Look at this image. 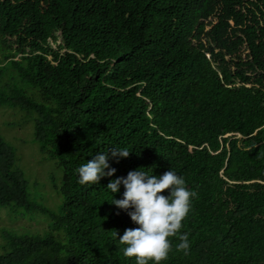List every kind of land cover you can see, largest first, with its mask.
I'll return each instance as SVG.
<instances>
[{
	"label": "trees",
	"instance_id": "obj_1",
	"mask_svg": "<svg viewBox=\"0 0 264 264\" xmlns=\"http://www.w3.org/2000/svg\"><path fill=\"white\" fill-rule=\"evenodd\" d=\"M0 83L62 171L58 209L41 205L0 137V208L50 220L2 231L0 264H136L119 237L139 225L111 203L124 186L107 189L133 170H173L198 194L189 254L170 238L161 264H264V0H0ZM112 148L131 152L115 174L79 184Z\"/></svg>",
	"mask_w": 264,
	"mask_h": 264
},
{
	"label": "clouds",
	"instance_id": "obj_2",
	"mask_svg": "<svg viewBox=\"0 0 264 264\" xmlns=\"http://www.w3.org/2000/svg\"><path fill=\"white\" fill-rule=\"evenodd\" d=\"M126 148H112L99 153L76 171L81 185H97L101 178L111 177L116 169L110 168L109 159L129 157ZM106 169H109L107 172ZM124 186L123 198H113L112 204L125 210L137 228L125 229L119 243L125 245L123 255L135 258L136 264H161L173 250L172 240L180 242L175 250L188 255L190 252L189 234L182 232L183 221L191 211L192 199L197 193L187 188L185 179L173 170L157 177L145 171H129L126 177L111 180L107 189L117 193ZM168 192V195H164ZM132 209L131 211H129Z\"/></svg>",
	"mask_w": 264,
	"mask_h": 264
},
{
	"label": "rangeland",
	"instance_id": "obj_3",
	"mask_svg": "<svg viewBox=\"0 0 264 264\" xmlns=\"http://www.w3.org/2000/svg\"><path fill=\"white\" fill-rule=\"evenodd\" d=\"M0 137L14 148L16 162L12 170L24 178L29 195L41 205L57 210L62 197L54 184L60 183L62 171L54 161L43 158L24 111L18 107L0 106ZM47 219L40 211L24 214L11 205L0 208V254L5 248L2 231L42 233L50 223Z\"/></svg>",
	"mask_w": 264,
	"mask_h": 264
}]
</instances>
